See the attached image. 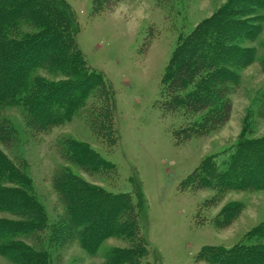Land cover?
<instances>
[{"label":"trees","instance_id":"1","mask_svg":"<svg viewBox=\"0 0 264 264\" xmlns=\"http://www.w3.org/2000/svg\"><path fill=\"white\" fill-rule=\"evenodd\" d=\"M118 1L92 0V9L110 10ZM262 10L264 0H225L190 32L179 34L162 78L164 110L175 113L181 107L187 121L174 131L176 139L208 135L229 120L238 69L256 56V47L245 42L260 33ZM77 31L76 14L66 0H0V111L20 106L26 126L36 134L83 112L90 128L113 147L118 137L112 92L103 75L88 66L75 40ZM259 64L264 69V55ZM42 71L59 77L48 78ZM244 132L242 123L226 154L205 156L194 169L191 186L216 192L209 202L230 190L264 189V135L247 137ZM17 139L15 127L0 116V145L11 149ZM56 148L66 164L51 178L63 206L52 223L35 195L22 154L10 158L0 148V212L6 214L0 217V255L14 264H52L43 242L62 247L76 240L95 254L105 239L114 237L127 245L110 247L102 264H147L141 187L134 184L132 193H113L73 172L69 164L90 175L111 177L116 172L114 163L86 142L66 137ZM243 206L239 201L224 204L214 226H229ZM247 239L251 241L230 247L203 246L198 255L206 264H264V222L252 227Z\"/></svg>","mask_w":264,"mask_h":264},{"label":"rangeland","instance_id":"2","mask_svg":"<svg viewBox=\"0 0 264 264\" xmlns=\"http://www.w3.org/2000/svg\"><path fill=\"white\" fill-rule=\"evenodd\" d=\"M66 1L78 21L77 46L88 66L99 71L111 89L118 138L115 146H107L90 128L83 112L36 134L26 126L20 106L9 105L0 111L15 127L18 138L11 149L0 148L10 158L22 154L47 221L52 223L63 213L51 178L66 164L56 144L71 137L88 143L116 167L111 177L90 175L69 164L73 172L113 193H132L134 184L141 187L146 201L147 264H206L198 255L203 246L250 242L247 233L264 222V189L230 190L214 203L208 201L216 194L213 189L195 188L189 180L202 158L219 157L233 147L242 123L245 136L264 135V69L259 64L264 55V19L257 38L245 42L256 47V56L238 69L240 78L230 93L229 120L208 135L183 141L174 136L187 122L181 107L168 113L162 105L165 67L179 34L190 32L225 0H121L110 10L104 6L93 10L92 0ZM261 13L264 15V10ZM41 74L59 77L47 71ZM230 201L242 202L241 212L229 226L215 227L214 216ZM2 216L6 214L0 212ZM46 243L52 264H102L110 247L127 245L123 238L110 237L95 254H89L76 240L62 247ZM0 264L14 263L0 255Z\"/></svg>","mask_w":264,"mask_h":264}]
</instances>
